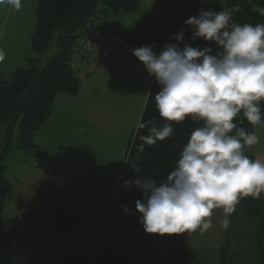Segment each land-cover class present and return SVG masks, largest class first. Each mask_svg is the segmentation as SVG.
Wrapping results in <instances>:
<instances>
[{"label":"trees","instance_id":"1","mask_svg":"<svg viewBox=\"0 0 264 264\" xmlns=\"http://www.w3.org/2000/svg\"><path fill=\"white\" fill-rule=\"evenodd\" d=\"M36 1L35 30L30 36L32 48L37 54L46 55L54 44V53L46 55L42 66L38 57H28V65L17 68L9 77L0 73V264H203L189 259L181 234H171L163 242L148 238L125 250L104 243L100 261L90 260L70 246L74 238L86 242L95 232L109 228H144L141 214L135 207L136 200L143 198V190L134 183L125 187V182L144 174L158 181L166 179L191 132L199 126L191 117L171 122L174 133L170 138L151 146L145 144L140 151V137L148 135V129L139 125L148 121H154L157 126L166 123L155 106V95L162 87L155 77L130 140L122 178L87 173L78 186L51 193L37 208L26 213L28 224L18 238V218L3 217V191L9 184L4 159L10 155L16 124L19 121L17 146L25 152L28 163L38 168L41 146L35 137L51 116L53 101L60 93L76 96L81 90L73 68L79 34L95 29L105 37V32L96 25L98 0ZM237 4L240 11L233 15L237 23H264V16L252 11L253 4L264 6V0H252V3L249 0H217L211 6L205 0H177L172 14H147L140 25L117 37L129 49L147 45L160 53L170 43H179L182 48L183 42L171 37L184 30L185 42L201 49L212 47L215 53L219 49L214 43L191 39L193 30L184 21L198 15L201 9L219 12ZM240 126L249 132L255 130L246 119ZM247 154L252 158L251 149ZM124 205L131 209L130 213L124 212ZM236 209L241 220L249 221L244 228L248 234L246 241L250 240L254 248L255 264H264L263 196L242 198ZM235 215H231L233 222ZM217 264H230L226 251L222 250L221 261Z\"/></svg>","mask_w":264,"mask_h":264},{"label":"clouds","instance_id":"2","mask_svg":"<svg viewBox=\"0 0 264 264\" xmlns=\"http://www.w3.org/2000/svg\"><path fill=\"white\" fill-rule=\"evenodd\" d=\"M0 5L19 11L22 0H0ZM238 11V4L219 12L201 9L184 21L193 30L191 39L214 43L219 49L215 53L212 47L185 42L184 30L171 37L183 42L182 48L170 43L160 53L147 45L130 49L162 86L155 106L166 121L163 126L154 121L139 125L148 129V135L140 137V151L145 144L170 138L171 122L191 117L199 125L166 179L144 174L125 182V187L134 183L143 190L135 207L149 234H191L199 229L203 235L213 228L217 209L222 210L220 227L227 230L240 200L259 199L264 193V160L247 154L260 138L240 126L244 119L253 128L264 126V23H237L233 15ZM252 11L264 16V6L253 4ZM122 207L130 213L127 205Z\"/></svg>","mask_w":264,"mask_h":264},{"label":"crops","instance_id":"3","mask_svg":"<svg viewBox=\"0 0 264 264\" xmlns=\"http://www.w3.org/2000/svg\"><path fill=\"white\" fill-rule=\"evenodd\" d=\"M35 1L22 0L21 9L15 10L14 15L29 14L28 7L34 8ZM175 3L177 0L97 1L100 15L96 25L105 32V41L110 46L109 56L98 65L84 68L80 63V54H76L73 68L81 90L76 96L58 94L52 104L51 116L36 134L35 140L41 146V159L35 176L41 175V184L49 186V194L45 195L64 187L78 186L87 173L122 177L130 140L139 124L154 76L149 74L143 62L131 54L129 48L115 41L119 34L114 33L132 30L133 20L138 23L147 14L170 15L175 10ZM3 9L7 12V20L13 9L6 6ZM5 31L6 25L0 24V42ZM10 45H16V41ZM29 47L33 50L32 45ZM3 52H7L6 49ZM32 55L23 54L17 65L26 67L27 58ZM12 62L4 58L0 60V73L5 76L13 74L19 67L9 72L4 70L14 67V64L7 65ZM135 90H142L143 93L136 105L137 111L133 113L125 107L132 102L129 98ZM258 128L261 132L264 126Z\"/></svg>","mask_w":264,"mask_h":264},{"label":"rangeland","instance_id":"4","mask_svg":"<svg viewBox=\"0 0 264 264\" xmlns=\"http://www.w3.org/2000/svg\"><path fill=\"white\" fill-rule=\"evenodd\" d=\"M214 1L215 0H205V2L210 6ZM35 3L36 6L34 8L28 7L30 18L28 13L20 14L17 17V14L14 15L15 10L13 9L7 20H5L7 12L3 9L4 6H0V11H2V13L0 12V24L6 25L5 35L0 42V49L3 51L6 49L7 51L4 52L5 60L13 61L7 65L10 66L14 64V67L9 69L5 68V71L11 69L13 70L14 68L22 66L17 64L18 61L23 58V54L25 53H28V55H32L33 53V57H38L40 59L41 66L45 64L47 56H52L54 53V44L48 50V53L46 54L47 56L45 54H37L29 47V45H31L29 35L34 32L36 23L37 2L35 1ZM141 3L144 4V2ZM7 7L8 6H6V8ZM99 15L100 12L98 11L97 17H99ZM116 17L119 19L118 16ZM142 20L143 19H141L138 23H135L134 19L131 28L140 25L143 22ZM114 34L120 33L119 31H116ZM13 41H16V45L14 46L10 45ZM115 41L121 42L120 39ZM8 50H10V54ZM15 57L18 58L17 61L15 60ZM1 68H3V66ZM8 76H10V74L6 75V77ZM142 93V90L133 91L131 93L132 96L129 98L132 102L127 105L125 109L127 108L128 111L136 113V109L138 108L136 105ZM88 94L91 95L90 93ZM103 103L105 104V102ZM108 104L110 105V103ZM122 112L125 113V110L123 109ZM254 131L257 135H259L260 143L251 148V156L253 159L259 158L264 160V136H262V134H264V128L260 132L257 126ZM18 137L19 121L15 126L10 155L4 159L9 184L3 191L4 209L2 212L5 219H11L13 217L18 218V227L16 231L17 238L22 231L25 230L28 224L26 212L31 208H37L41 204V199L44 198L45 200V198L49 196L45 195L49 194V186L41 184V178H39L41 175H39V177L35 176L37 168L28 163L25 152L17 146ZM126 163L127 157L124 170ZM24 167H27V169ZM261 195L264 198V193ZM234 214H236L235 221H231V225L227 230H223L220 227L219 221L223 219V216L222 210L217 209L214 210V214L212 216L214 225L213 228L209 229L203 235L200 234L199 229L191 234H188L187 232L181 234L183 243L187 249V256L190 260L201 262L203 264H217L221 261L223 250L227 252L230 264H255L254 248L250 240L246 241L248 234H245L246 229L244 228L249 224V221L241 220L237 209ZM235 226L237 227L235 228ZM229 230H232L231 234H229ZM148 238H152L158 242H163L169 239L170 235L165 234L161 236L159 234H149L144 230V228H135L131 230L109 228L95 232L86 242H81L80 240L74 238L71 240L70 246L88 259L100 261L103 255L101 246L104 243L110 244L120 250H125ZM225 246L227 247L223 248Z\"/></svg>","mask_w":264,"mask_h":264},{"label":"built area","instance_id":"5","mask_svg":"<svg viewBox=\"0 0 264 264\" xmlns=\"http://www.w3.org/2000/svg\"><path fill=\"white\" fill-rule=\"evenodd\" d=\"M109 52L110 46L100 32L93 29L91 31L83 30L79 34L78 53L81 56L82 67L91 68L98 65L109 56Z\"/></svg>","mask_w":264,"mask_h":264}]
</instances>
